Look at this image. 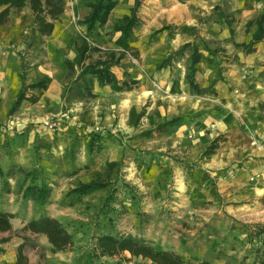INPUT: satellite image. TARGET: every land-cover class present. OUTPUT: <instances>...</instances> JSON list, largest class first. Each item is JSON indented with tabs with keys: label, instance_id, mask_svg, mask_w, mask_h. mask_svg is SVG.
<instances>
[{
	"label": "crops",
	"instance_id": "1",
	"mask_svg": "<svg viewBox=\"0 0 264 264\" xmlns=\"http://www.w3.org/2000/svg\"><path fill=\"white\" fill-rule=\"evenodd\" d=\"M95 1L66 2L61 18L54 23L49 35L33 34V26L26 25L20 17L0 24L1 171L11 173L15 168L30 172L38 169L40 173H50L39 176L45 181L46 178L53 180V173L60 169L71 172L73 169L70 166L73 164L75 171L63 179L86 184L96 180L99 176L97 170L101 174L104 172L105 161L100 164L97 163L99 159H96L103 156L105 151L100 152L91 164L86 159L82 163L78 157H75L74 162L71 161L70 147L74 134H81L78 140L82 141V150L79 151L85 155L86 144L82 134L95 131L106 134L109 139L131 136L136 133V119L145 105L144 120L147 124L155 125L205 109V118L194 122L192 127L177 128L172 137L178 138V144L188 142L192 148L187 160L190 164L198 161L206 146L222 138L213 152L199 161L196 170L202 168L206 174L198 179L207 178L209 174V178L215 181L216 194L243 209L237 214L233 213V218L238 215L248 218V224L264 223V115L260 118L259 110V105H264V41L251 54L244 53L242 48L236 46L250 41V37L244 35L243 27L264 10V0H231L230 10H241L242 19L235 26L234 44L223 46L226 55L233 61L224 72L226 86L208 84L215 66L202 58L195 72L202 95L188 92L184 82L185 70L178 65L173 70L168 67L160 71L159 78L163 81L160 86L165 95L156 94L155 90L141 83L123 87V75L119 69L112 67L109 82L100 83L96 79L92 83V97L67 99V63L73 68L79 64L77 50L85 43L82 33L97 48L116 53L121 33L114 32V26L130 14L136 0H117L105 24L88 32L78 22L89 15L88 5ZM220 1L142 0L137 9L136 24L126 43L131 49L136 47L133 51L138 52L145 63L154 59L159 52L168 54L191 42L194 38L192 28H196L206 41L225 40L229 37L228 30L219 24H199V20ZM163 27H170L171 30L152 36ZM115 55L118 57V53ZM94 60L87 59L84 64L88 65ZM145 67L152 70L155 68ZM128 72L131 73V70ZM245 72L247 79L243 77ZM134 74L131 73V78L138 80L140 77ZM173 74H176L174 78ZM220 91L224 93L223 96L218 95ZM215 92L217 97H211L215 96ZM20 94V102L15 110H11ZM205 100L212 103L206 106L208 102ZM52 118L58 121L55 132L43 125ZM147 124L144 122V125ZM77 127H83V131L79 133ZM73 130L78 132L71 134ZM188 131L192 133L186 135ZM82 164L87 169L82 168ZM23 180L24 177L19 174H11L8 186L12 190L17 187L21 189L15 193L11 190L10 194L0 197V202L8 205L3 207L0 203V212L11 215L9 223L12 231L24 229L28 222L40 217L22 215L17 211L23 203H36L35 195L25 196L27 183H23ZM49 185L53 191L46 202L51 206L60 203L62 197L57 195L59 182ZM64 215L46 213L47 217L57 220L63 219ZM66 215L72 217V212ZM8 233L0 232L3 236L0 238H7ZM36 235L26 232L24 237H11L6 244H0V264H15L18 247L24 243V238H36ZM26 249L24 247V256L28 264H36V245L33 250ZM52 256L54 263H82L74 260L72 254L60 252Z\"/></svg>",
	"mask_w": 264,
	"mask_h": 264
},
{
	"label": "rangeland",
	"instance_id": "2",
	"mask_svg": "<svg viewBox=\"0 0 264 264\" xmlns=\"http://www.w3.org/2000/svg\"><path fill=\"white\" fill-rule=\"evenodd\" d=\"M68 1L64 0V8ZM230 4L231 1L229 9H231ZM0 10L2 12L5 10V13L0 18V24L20 17V20L26 25L30 24L33 26V34L37 33L36 30L38 28L35 24L34 14L28 4H25L21 9L4 6ZM137 17L136 12V21ZM236 19L238 21L242 19V11ZM45 20L47 23H51L48 17ZM100 27L102 26L97 28ZM169 30H171L170 27H163L152 36ZM195 33L199 35L198 31H193V36ZM82 34V38L87 44V50L84 53L82 63L77 64L76 68L68 67L65 86L67 99L70 97H92L93 95L90 91L92 83L96 79L100 83L108 82L110 68L112 67L119 69L123 75L124 80L121 81L123 87L128 88L141 83L146 84V88L155 90L154 93L165 95L164 89L160 86V82L163 83L159 78L160 71L168 67L173 70L180 65L185 70L184 82L188 92L193 95L201 94L202 89H199L196 82V73L194 76L196 88H192L186 83L187 53L169 66L158 70L157 66L175 51L168 54L159 52L154 59L143 63L138 52H134L136 47L131 49L127 45L126 40L123 41L121 39L118 41V50H116L118 57H116L115 51L111 52L97 48L87 41L85 33ZM200 38L210 50L224 49L223 46L226 44L225 40L206 41L201 36ZM206 55L208 54L205 53ZM222 55L225 58L228 57L227 63L232 64L233 61L229 56ZM222 55L219 56L222 57ZM215 58L208 55V60L210 59L212 62L218 61L217 59L214 60ZM87 59L95 60L85 65L84 62ZM220 59L224 61L223 58ZM96 66L98 69L104 68L106 70L108 79L101 80L94 75L82 74L85 68ZM145 66L155 68L154 70L146 69ZM228 67L224 63L221 71H217L215 67L212 78L207 81L208 84L211 86H226L227 82L225 81L224 72ZM129 70H131V73H136L134 74L135 77L138 75L140 78L133 80L130 76L131 73L128 72ZM173 75L172 78L176 76V74ZM243 77L247 79L246 72L243 73ZM223 94L221 91L218 92L219 96H223ZM214 95L211 97H217L216 92ZM205 101L208 102L206 106L212 103L209 100ZM146 106L139 111L136 119V133L131 136L122 135L119 138L109 139L106 134H100L95 131L82 134L83 141L86 144V154H83L84 156L79 151L82 150V145L80 148V142L82 141L78 139L82 136H80L81 134H74L78 131L81 133L83 127H77V132L76 130L70 131L71 134L75 135L70 147L71 161L74 162L75 157H78L81 158L82 163L86 159L91 164L100 152L105 151L103 156L96 159H99L97 163L101 162L100 164L105 161L104 172L101 174L97 170L99 176H97L96 180H93L104 183L105 186L103 188L86 194L74 193V189L80 183L75 181L68 182L63 179L75 171L76 168L72 164L71 168L69 167L73 169L71 172L68 173L60 169L58 172L53 173V180L46 178L47 181H44L42 177L34 178L35 180L32 177L26 178L27 188L25 191H28L29 195L31 193L36 195V202H38L40 197L36 194L37 190L44 188L46 193L44 197L47 200L53 191V187L49 183H54L55 185V182H59L58 189L60 191H57V195L62 197L60 203L50 206L46 202L44 207H40L37 204L28 205L23 203L17 211L21 214L23 213L22 215H34L36 218L38 216H46V213L65 214L63 219H55L64 227L67 233H70L73 241V245L63 251V254H72L74 255V260L82 262L69 264H153L147 259L131 257L128 253L113 258L94 259L92 253L97 238L108 232L131 236L143 240L154 247L179 254L187 264H196L201 261L209 264H264V233H257L254 227V225H264V223L248 224V218L238 215L233 218V213L237 214L243 209H240L239 205H232L229 201H226L225 197L222 198L216 194L215 181L213 178H209V174L207 178L198 179V177H205L204 175L206 174L202 168L196 170V167L199 166V161L204 160L213 152L219 142H222V138H217L206 146L204 152L210 147V153L205 155L203 152L195 164H190L187 160L190 157L189 154L192 152V148L188 146V142L178 144V138L172 137L177 128L182 126L192 127L194 122L205 118L207 111L203 109L200 112L176 117L182 119L180 122L182 125L179 127H163L164 124L171 122L175 118L159 125L147 124L144 120ZM11 110L13 109L11 108ZM263 115V112L260 111V118ZM144 122L147 125H144ZM191 133L192 131H188L186 135ZM109 135L112 137L111 133ZM188 140L191 141L192 137L188 138ZM88 142L91 144L90 150ZM110 163L115 165L108 169L107 165ZM100 164L97 165V169H99ZM81 167L87 169L85 164H82ZM42 174L50 175V173L44 172ZM10 175V173H7L4 176L3 172L0 174V197L10 194L12 190L8 187L2 192L3 182H9ZM19 175L24 177L22 173H19ZM18 188L12 191L15 193L19 190ZM112 190L113 196L110 195ZM30 197H33V195ZM108 197H111L110 200L104 203ZM2 206L7 207L8 205L3 204ZM71 212L72 217L66 215ZM22 222L24 221L22 220ZM26 232L28 231L24 229L10 230L7 238H21L26 235ZM0 237L3 236L0 235ZM24 239L28 240L26 250H33L36 245V264H59L54 263L55 259L52 256L54 253L45 235L37 234L36 238Z\"/></svg>",
	"mask_w": 264,
	"mask_h": 264
},
{
	"label": "trees",
	"instance_id": "3",
	"mask_svg": "<svg viewBox=\"0 0 264 264\" xmlns=\"http://www.w3.org/2000/svg\"><path fill=\"white\" fill-rule=\"evenodd\" d=\"M139 1L140 0H136L135 5L132 8L130 14L128 16H125L119 24L114 26V32H120V39H122L123 41L129 37L131 29L136 24V12L139 7ZM230 1L231 0H221L219 4L216 5L208 15H206L199 21L200 25L217 23L222 26V28L227 29L229 37L225 39L226 44H234L233 35L235 31V26L238 23V19H236V17L238 18V14L241 13V10L232 12L229 9ZM116 3L117 0H96L95 2L89 4V15L83 21H79L78 25L84 26L86 28V31L88 32L93 31L99 26H103L107 20L108 15L115 8ZM25 4L29 5L30 10L34 14L35 24L38 28L36 32L41 35H49L53 30V23L58 21L64 12V0H0V8L8 6L12 8L21 9ZM4 13L5 10L0 14V18ZM47 17L49 18L51 23L46 22L45 18ZM191 30L197 31L196 28H192ZM243 33L244 35L250 37V41L247 44H237L236 46L242 48L244 53L251 54L255 51L256 46L264 41V10L260 12L255 18L245 23L243 27ZM86 50V43H84V45L77 50L79 55V64L82 62ZM185 53L188 54L185 80L186 83L192 88H196L194 82L196 65L202 60V58H206L208 60V55L214 58L217 56V58H215L214 60L217 59L218 61L212 62L210 61V59L208 60L210 63H214L217 71H221L223 63L227 65L230 64L227 63L228 57L225 58L222 55H226V51L224 49L210 50L207 44L200 38V36L195 33L194 40L192 42L182 45L178 50L171 53L157 66V69L159 70L161 68L169 66L170 64L181 58ZM205 53H207L208 55L205 56ZM219 55H222V57H220ZM220 58L225 59L224 61H221ZM67 65L69 67L68 63ZM82 74L94 75L101 80L108 79L106 70H104V68L98 69L97 66L85 68ZM109 81L110 79L108 80V82ZM20 100L21 94L19 95L16 103L12 107L13 110L16 108ZM260 111L264 114V105L260 106ZM181 121V118H175L171 122L164 124L163 127H179L182 125L180 124ZM90 142H88L89 150L91 149ZM210 151L211 149L209 147V149H207L204 154L206 155L210 153ZM114 165V163H110L107 165V168L111 169ZM16 173L24 174L23 183L26 182V178L28 177L36 179L42 175V173H40L38 169L26 172L15 168L12 169L10 174ZM0 174H2L1 169ZM3 174L4 176L7 175V173ZM104 186L105 184L101 181H91L86 184L80 183L78 187L74 189V193L86 194L90 191L101 189ZM8 187V183L3 182L2 192H4L5 188L8 189ZM18 189L20 190L21 188L19 187ZM25 194V196H27L29 195V192L26 191ZM36 194L40 197L38 199V202L35 203V205L37 204L40 207H44V205H46V197H44V195L46 194L45 189L40 188L39 191L37 190ZM32 195L34 196V194L32 193L29 196ZM110 195L113 196V190L111 191ZM110 198H106L104 203L108 202ZM10 217V215L0 212L1 232H7L11 230V225L9 223ZM254 227L256 228L257 233H264V225H254ZM24 230L33 234L45 235L53 253L63 252L73 245L72 237L69 233H67L64 227L57 220L47 216H42L36 220H31L24 227ZM8 241L9 238L1 239L0 244H6ZM27 241L28 240L24 239V243L18 247L15 264H28L27 258L24 256V247L27 246ZM124 253H128L131 257L147 259L153 264H187L184 258L179 254L154 247L153 245L143 240H139L131 236L113 234L111 232L104 233L97 238L92 257L98 260L100 258H113L115 256H121ZM196 264L209 263L201 261Z\"/></svg>",
	"mask_w": 264,
	"mask_h": 264
},
{
	"label": "built area",
	"instance_id": "4",
	"mask_svg": "<svg viewBox=\"0 0 264 264\" xmlns=\"http://www.w3.org/2000/svg\"><path fill=\"white\" fill-rule=\"evenodd\" d=\"M47 129L55 131L58 128V121L56 119H49L43 124Z\"/></svg>",
	"mask_w": 264,
	"mask_h": 264
}]
</instances>
